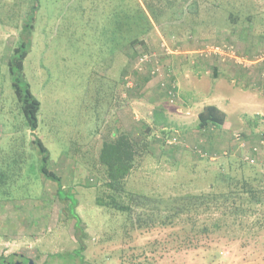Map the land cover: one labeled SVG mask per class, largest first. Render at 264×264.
I'll list each match as a JSON object with an SVG mask.
<instances>
[{"label":"rangeland","instance_id":"obj_1","mask_svg":"<svg viewBox=\"0 0 264 264\" xmlns=\"http://www.w3.org/2000/svg\"><path fill=\"white\" fill-rule=\"evenodd\" d=\"M139 1L150 25L145 21L138 33L134 28L128 31L131 24L125 23L123 55L110 49L107 38L113 33L121 37L120 0H39L36 11L31 47L24 60L26 78L41 101L35 134L49 150V168L61 175L66 191L78 200L76 211L83 230L77 233L76 219L68 215L70 202L62 201L57 183L39 171L41 155L31 142L9 70V59L35 0H0V183L10 185L6 191L0 188V198L3 193L8 196L0 199V257L5 264H15L22 257L35 264H61L52 254L78 248L79 235L86 248L82 264H264V205H246V211L238 215L200 214L199 224L209 221L207 217L220 218L219 228L208 234L191 232L183 221L186 216L165 225L157 214L149 215L158 200L165 214L178 197L207 193L213 187L226 191L228 183L218 178L222 169L240 181L249 179L264 197V163L245 162L240 154L248 146L241 147L238 141L230 146L212 129H206L198 141L169 145L162 138L165 131L155 136L150 126L138 123L136 129L127 122L124 127L133 131L129 133L139 153L118 199L137 193L152 201L143 208L141 224L135 225L125 213L98 202L113 192L106 185V167L99 159L102 145L126 132L117 121L120 105L128 108L130 104L127 96L122 99L121 81L118 85L116 78L122 58L125 75L137 84L138 77L146 76L135 70L138 55L159 54L162 38L208 42L224 36L223 40L242 49L238 38H249L250 17H254L250 11L254 4L261 5L259 0L251 4L249 0H220L217 10V0ZM138 5L134 0L125 3L126 16ZM106 6L111 10L105 11ZM230 20L236 26L229 28ZM259 25L253 31L262 36L264 28ZM248 131L259 133L264 125L250 121ZM242 134L255 141L253 135ZM196 144L218 156H199L193 151Z\"/></svg>","mask_w":264,"mask_h":264},{"label":"crops","instance_id":"obj_2","mask_svg":"<svg viewBox=\"0 0 264 264\" xmlns=\"http://www.w3.org/2000/svg\"><path fill=\"white\" fill-rule=\"evenodd\" d=\"M134 1L140 2L139 0ZM120 2L122 14L124 15L126 1L120 0ZM231 2H229L230 5H235L231 4ZM263 2L264 0H259L261 5L257 8L254 4V8L250 11L251 14H254V17H250V21L253 23H250L249 32L251 31V34H249V38L237 37L240 40V44H243V48H239L236 45L237 43L235 44L232 41L239 52L249 58H254L255 55L264 53V35L258 36L253 31L255 25L260 24L261 26H259L264 28V19L262 17L264 14ZM105 4L108 6L111 3L106 2ZM248 4H251V0L248 1ZM221 5V1L217 0L216 9L219 10ZM107 6L105 11L111 10ZM188 10L191 9L188 8ZM113 13L115 14V12ZM253 19L259 21H254ZM117 22L119 23L118 20ZM121 23L120 39L117 33L116 36L113 33L107 38L110 40V49L113 48L118 54L123 55V18ZM228 26L229 28L236 26V23L230 20ZM148 28L150 29V27ZM173 38L168 39V42L176 49L175 53L165 55L159 52L162 63L161 72L157 76H151L148 71L140 72V75L146 76L144 78L138 77L137 84L133 81L136 87L134 86L131 89L127 88L125 84L127 75H125L126 71L123 69L124 60L122 58V66L116 78L118 85L119 81H121L122 99L127 96L130 104L128 108H126V105H120L117 109L119 125L128 133L133 131L124 127L127 122L133 128H136L135 126L138 123L143 127L150 126L155 136H160L162 131H165L162 135L178 131L181 137V145H184L186 142L198 141V137L203 135L206 129H200L199 127V112L204 106L212 104L224 110L227 118L223 125L213 126L207 129L208 131L211 129L217 131L220 139L223 138L230 146H234L237 141L234 137L236 133L245 132L248 136L253 135L255 141H249V144L256 142L262 131L253 133L248 131V128H250V121H261L264 125V61L258 60L251 64L239 65L235 63L233 58L224 60L219 56L201 57L196 52V49L207 41L188 40L187 37L177 40ZM223 38L224 36H221L219 40L210 42H231L227 41V39L223 40ZM161 40H164V38ZM158 50L161 51L160 48ZM110 77L113 78L112 76ZM163 81L167 82V84L174 82L177 86V102L171 103L169 101L167 87L162 85ZM154 139H157V137H154ZM9 186L5 182L3 184L0 183L2 190L6 191ZM3 195L0 199H8L5 193Z\"/></svg>","mask_w":264,"mask_h":264},{"label":"trees","instance_id":"obj_3","mask_svg":"<svg viewBox=\"0 0 264 264\" xmlns=\"http://www.w3.org/2000/svg\"><path fill=\"white\" fill-rule=\"evenodd\" d=\"M126 4H130L131 0H125ZM138 8L127 11L130 15L126 16V12L123 15L124 29L125 23L131 27H127L128 31L134 28L138 33L143 23L149 22L148 15L140 2ZM39 9V0H35L34 5L31 7L30 13L23 25L22 38L19 45L14 49L13 55L9 59V70L12 76V86L17 96V100L20 103V110L23 118L26 120V124L31 131V142L37 148V152L41 155V164L39 171L50 180L57 183V195L62 201H69L68 215L76 219L75 227L76 232L79 233L83 230L81 226L82 219L79 213L76 211L78 204L77 198L66 191L62 183V177L56 171L49 168V150L46 144L41 138H39L35 131L39 128V118L41 111V101L33 93L31 84L27 80L24 71V60L27 57L32 38V28L35 21L36 11ZM132 14L134 16L132 17ZM136 23H127V22ZM151 23V22H150ZM149 24V23H148ZM150 25V24H149ZM149 27V26H148ZM137 33V34H138ZM125 34V33H124ZM133 42H138V39H133ZM139 72V71H138ZM126 84V82H125ZM128 88V87H127ZM227 114L224 110L220 109L216 105H206L199 112V127L200 129H209L213 126L218 127L224 124ZM139 153V146L128 132H122L117 134L109 141H104L101 152L100 162L106 167L107 182L109 190H113L107 198H98V202L104 206H112L117 210L125 213L130 219L132 225L141 224L143 219V208L145 205L151 203V199H147L144 195L131 193L125 200L118 199L121 190L125 191L124 181L130 174L134 167V159L136 154ZM218 178L228 183V189L226 191H216L213 189L207 193L191 194L178 197L173 200L172 206L167 207L165 214H162L159 204L150 207L151 212L149 215H155L161 217V224L173 225L177 223L179 216H186L183 220L188 223L192 229L191 232H202L208 234L219 228V219L207 217L206 220L199 224V215L203 213L222 212L226 216L231 214H239L245 212V206L253 207L255 205H264V197L258 193L257 190L251 185V181L244 178L242 181L237 179L230 171L222 169L218 173ZM241 183L242 185H239ZM137 211L135 214L134 212ZM135 216H138V220L135 221ZM150 218V220H152ZM154 220V219H153ZM197 228V229H196ZM80 246L72 251L58 252L52 254V256L60 259L61 264H82L85 258V245H83V239L79 235ZM16 255H12L14 258ZM28 259H25V262ZM12 263V259L10 260ZM15 262V261H14ZM0 264H5L4 257H0Z\"/></svg>","mask_w":264,"mask_h":264},{"label":"built area","instance_id":"obj_4","mask_svg":"<svg viewBox=\"0 0 264 264\" xmlns=\"http://www.w3.org/2000/svg\"><path fill=\"white\" fill-rule=\"evenodd\" d=\"M175 48L166 40L161 43V54L170 55L175 53ZM196 52L201 57H214L219 56L222 59L233 58L235 63L239 65H247L258 60L264 61V53L255 55L254 58H249L246 55L239 52L237 46L232 42H205ZM160 55L156 52H143L138 55L135 61V70L139 72L148 71L151 76H157L162 70V63L160 61ZM126 87L133 86V81L129 75L125 78ZM170 84V83H169ZM167 82L163 81L162 85L167 87V97L171 103H175L178 100L177 86L172 82L169 86ZM169 86V87H168ZM162 138L166 144H178L181 143V137L178 131L167 133L162 135ZM235 138L241 147H247L248 149L240 154L241 159L252 165H261L264 163V131L260 133L258 140L254 143L247 144L248 137L242 133H236ZM193 151L203 158H216L217 153H211L209 150L202 148L196 144L193 147ZM225 154H228L227 151Z\"/></svg>","mask_w":264,"mask_h":264},{"label":"flooded vegetation","instance_id":"obj_5","mask_svg":"<svg viewBox=\"0 0 264 264\" xmlns=\"http://www.w3.org/2000/svg\"><path fill=\"white\" fill-rule=\"evenodd\" d=\"M17 261H19V264H27L29 260L25 263V258L22 257L21 260H15L14 263L17 264Z\"/></svg>","mask_w":264,"mask_h":264},{"label":"water","instance_id":"obj_6","mask_svg":"<svg viewBox=\"0 0 264 264\" xmlns=\"http://www.w3.org/2000/svg\"><path fill=\"white\" fill-rule=\"evenodd\" d=\"M17 264H19V261H17ZM27 264H35L34 260L33 259H29L28 263Z\"/></svg>","mask_w":264,"mask_h":264}]
</instances>
